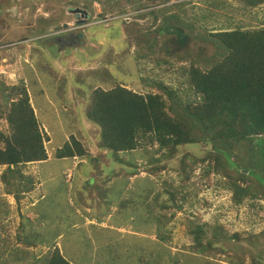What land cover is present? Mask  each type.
<instances>
[{"label": "rangeland", "instance_id": "rangeland-1", "mask_svg": "<svg viewBox=\"0 0 264 264\" xmlns=\"http://www.w3.org/2000/svg\"><path fill=\"white\" fill-rule=\"evenodd\" d=\"M48 1L54 5L44 14L55 20L53 25L42 32L48 36L59 33L55 44L44 42V35H39L41 29L37 27L36 18L43 10L41 0H0V3H3L0 6L2 90L8 92L12 86H19L21 83L25 86L35 117L44 130L40 129L43 133L46 132L50 139V143L45 141L48 154L46 163L33 162L23 168L34 180L37 178L41 182L42 197L35 207L42 217L40 231L57 240L54 245L60 247L62 254L64 253L71 264H144L146 260V264H160V254L167 248L172 255L179 254V264H183L184 260L185 264H195L193 257L200 260L199 264H264V198L251 199L245 196L241 203L234 202L232 191L228 188V176L224 172L211 170L207 176V164H215L208 158L205 162L198 163L188 173L187 179L184 177L186 172L180 170L178 157L182 153L204 156L211 152L210 143L205 144L201 140L178 146L176 152L169 157L170 160L160 162L162 164L159 165L164 164L165 167L161 169L156 180L151 179L152 176L148 174L151 178L136 181L138 192L131 196L132 203L125 209L121 207L111 219L109 213L105 216L101 214L104 217L102 224L89 226L97 221L94 215L98 217L103 206H106V210L113 209V204L107 206V197L102 191L104 186L97 180L96 169L101 168L100 175H113L110 170L119 168L115 164V153L105 150L103 155H100L96 145H90L97 132H94L95 127L87 124L82 117L88 100L81 98L78 93L76 95L77 87L73 82L66 84L58 80H70L74 76L72 80L79 81L86 76L88 84L99 82L93 87L97 84L108 88L113 85V82H110L113 79L127 88L134 86L138 92H163L166 97V91H170L183 106L200 101L189 78L191 65H198V58L193 59L191 53L184 58L182 52L185 50H181L177 43L171 39L165 40L163 35H157L155 23H159V18L152 24V15L144 12L145 9L137 8L140 3L151 4L146 0H70L73 3L70 5H67L69 0ZM179 1L181 0H169V4ZM176 6V10L180 12L181 23L185 21L184 24L191 27L187 30L189 33L203 34L208 28H264V0H256V3L249 0H185ZM112 20H117L120 26L122 22L128 24L127 35L122 41L124 47L126 42L128 47L107 60L103 51L107 55L108 47H103L102 39L105 41L111 37L115 44L119 37L116 36V29L113 31L108 28L106 30L109 33H104V28L110 25ZM142 38L146 47H151L150 51H146V47L136 48L138 40ZM198 38L191 41L194 46L190 49L191 52H196L195 48L199 47ZM175 48H178V52H174ZM94 52H100L101 61L93 60ZM131 59L138 66L134 80L130 78L134 71L127 66L128 60ZM99 73H105V81L97 77ZM18 96L12 97L16 99ZM166 100L168 103L172 102L171 99ZM8 107L9 104L4 103L0 107V114ZM0 130L8 133L3 119H0ZM211 131L203 130L202 135L208 139L213 134ZM70 134L90 146V156L84 159L53 157V150L68 141ZM150 146L155 149L156 144ZM118 153L133 162L137 159L145 161L150 157L142 150L135 153ZM230 158L239 165L244 164L239 153L233 152ZM224 159L219 158L216 167L224 162ZM2 168L3 166L0 167V172ZM239 170L244 169L239 166ZM230 173L232 176L236 175L234 169ZM145 174L147 172H140L141 177ZM255 182L251 178L246 183L257 189ZM152 185L155 187L153 195L156 200L146 202L147 208H150L147 213L141 208V204H145V197L141 193L144 191L142 188ZM4 189L5 184L1 181L0 195ZM32 196L33 192L24 193V197L19 201L6 195L4 198L0 197V216L4 213L6 199L7 210L13 217L7 225L9 233L12 229L11 238L4 237L0 230V258H3L4 264H10L9 257L15 258L17 264H32L35 259L45 256L54 247L53 245L49 248L43 244L28 246L22 242V232L16 229L21 216L17 210H24L26 205L33 201ZM162 203L169 205L164 209ZM150 204L151 207H148ZM132 211L138 215L139 221L142 220L141 227L145 228L144 231H137L135 236L141 237H135L134 240L132 236L123 234L133 233L130 229L114 226L117 222H123L125 228L128 227L127 217ZM159 212L166 217L173 214V218L165 227L161 223L157 224ZM153 214H156V218ZM138 220H135L136 226L140 225ZM22 224L24 228H37L32 220L29 226L24 221ZM197 226L206 232L207 237L212 235L213 229L218 230L220 236L214 240V246L222 245L224 250L215 249L214 252L205 254L189 250L188 246L193 242V229ZM150 228L151 232L148 231ZM161 228L164 236L162 240L156 237L157 230ZM226 231L227 234L237 233L239 238L228 237ZM17 235L22 241H16ZM30 236L31 234L28 238ZM139 242L141 246L136 247ZM21 249L23 251L19 253ZM185 250L192 256L187 254L182 257L181 253ZM19 254L25 255L26 258L17 260ZM139 256L143 262L137 260Z\"/></svg>", "mask_w": 264, "mask_h": 264}, {"label": "trees", "instance_id": "trees-1", "mask_svg": "<svg viewBox=\"0 0 264 264\" xmlns=\"http://www.w3.org/2000/svg\"><path fill=\"white\" fill-rule=\"evenodd\" d=\"M146 1L151 2V4L140 3L137 8L145 9L144 12L152 15V24L159 18V23H155L157 35H163L165 40L171 39L177 43L181 50H185L182 52L184 58L189 53L193 59L198 58V65H191L189 78L200 101L192 103L193 106L192 104L181 106L179 100L175 99L170 91H166V97L163 96V92H138L134 86L127 88L118 83L119 81H113V79L110 81L113 82V85L108 88L97 84L93 87L95 83L99 82L94 81L88 84L86 76L82 80L79 79L80 82L72 80L75 78L74 76L70 80H63L62 78L58 80L60 83L66 84L69 81L73 82L77 87L76 95L78 93L81 98L88 100L82 117L87 121V124L95 127L94 132H97L95 140L90 141V145L95 144L100 155H103L105 150L115 153V160L117 161L115 164L119 169L110 170L113 175H100L101 168L96 169L97 180L101 181L100 184L102 183L104 186L102 191L106 194L107 206L113 204L114 212L119 211L121 207L125 209L133 201L131 196L138 192L137 180L151 178L150 176H152L151 179L156 180L162 171L161 169L165 167L164 164L159 165L165 163L162 161L170 160L169 157L176 152L178 146L194 143L198 140L205 144L209 142L211 152H207L204 156L185 152L178 157L180 170L186 172L184 174L185 179L198 163L205 162V159L208 158L210 162L213 161L215 164H207V176L211 170L224 172L228 176V188L232 191L234 202L241 203L245 196L251 199L264 198V28H236L207 34L206 44L203 47L195 48L196 52H191L190 49L194 48L191 41L199 36V42L204 41L203 35L207 31L203 34L187 32L191 27L189 24H184L185 21L181 23L180 12L176 10V4L184 3L185 0L176 4H169V0ZM249 1L256 3V0ZM41 2L43 3V10L36 18L38 20L37 27L41 29L39 35H44L42 38L44 42L55 44L58 41L59 33H52L48 36L42 32L48 26L53 25L55 18L52 19L48 17L49 15L45 16L44 12L52 8L51 5L54 4L48 0H41ZM70 4L73 3L69 0L67 5ZM2 5L3 3H0V6ZM110 22V25L104 28V33H109L106 30L108 28L113 31L116 29V36L119 35V37L115 44L111 37L105 41L102 39L103 47H108L107 55L103 51L107 60L128 47L127 42L125 47L122 42L127 35L128 24L122 22L120 26L117 20ZM174 27L175 29H173ZM138 30L139 28L134 31ZM61 40L65 39L61 38ZM137 44L136 48L145 49L146 47L144 38L138 40ZM150 49L151 47H146V51H150ZM176 50L178 48H175L174 52H178ZM100 52H94V61L99 62L101 59ZM145 54L141 55L144 56ZM69 56L71 55L69 54ZM127 66L134 71L130 75V78L134 80L137 76L138 66L133 59L128 60ZM88 73L92 74V72ZM104 74L99 73L97 77L105 81L106 75ZM66 84L65 87L68 88ZM2 89L3 84L0 83V107L4 103L9 104V107L2 110L0 114V119L5 120L8 128V133L0 130V165H5L1 172V178L7 187L14 177L23 179L27 182L24 186L25 191H30L33 187V177L24 174L22 168L27 163L40 162L48 158L45 141H48L49 137L40 129V123L35 117V111L25 86L22 83L19 86H12L8 92ZM162 89L160 88V90ZM2 95H6V97H1ZM15 95L19 96L13 99L12 96ZM166 99H171L172 102L168 103ZM203 130L205 132L212 130V136L207 139L202 135ZM153 144H156L155 149L150 146ZM137 150L147 152L150 156L149 159L145 161L137 159L133 162L118 153H129L130 151L135 153ZM233 152L242 155V159L245 160H242L243 165L230 160V155ZM90 153V146L85 145L82 140L70 134L68 141L53 150V157L72 158L76 156L84 159L90 156ZM219 158L225 159L216 167ZM153 163L155 164L153 165ZM239 166L244 170H239ZM233 169L236 173L234 176L230 173ZM141 171H145L147 174L141 177ZM251 178L256 181L258 190L255 186L246 183ZM142 190H144L141 194L145 197V204H141V208L148 213L150 208H147L146 202L156 200V196L153 195L155 187L154 185L146 186ZM101 203L103 205L104 201ZM168 205L169 203H162L161 206L166 209ZM148 207H151V204ZM105 208L106 206L102 207L100 215L105 216L107 214ZM27 217L31 218L37 228L36 230L33 229L29 238V231L25 234L22 233L24 244L28 246H41L43 244L48 245L49 248L53 246L56 240L39 231L42 217L40 213L38 214L37 208L34 207ZM153 217L156 218V214H153ZM172 218L173 214L166 217L165 214L159 212L156 221L157 224L161 223L165 227ZM136 219L138 220V215L132 211L127 217V226L133 233H123L132 236L133 240L135 237L137 239L141 237L135 236L137 231H144L145 229L141 227L142 220H138L140 225L136 226ZM98 222H101V218L96 223L90 224V227L99 226L97 225ZM148 231L151 232V228ZM153 231H156L155 227H153ZM18 232L21 233L20 228H18ZM226 235L230 238H239L237 233L227 234L226 231ZM218 236H220L218 230L213 229L212 235L207 237L206 232L201 227H194L193 242L188 248L203 254L214 252L215 249L223 251L222 245L214 246V240ZM156 237L160 240L163 239L162 228L157 230ZM17 240L21 241L18 235ZM139 246H141V242L136 244V247ZM22 251L23 249L19 253ZM187 252L185 250L181 256L184 257L187 254L192 256L189 251ZM63 254L62 250L54 245L52 250L45 256L35 259L32 264H71ZM24 258H26L25 255L19 254L17 260ZM2 260L3 258H0V264H4ZM15 260V258L9 257L10 264H17ZM137 260L143 262L141 256L137 257ZM180 260L178 253L172 255L167 248L163 254H160L159 263L179 264ZM193 260L195 264L200 262L196 257H193ZM146 262L147 260L144 264ZM183 264H185V260Z\"/></svg>", "mask_w": 264, "mask_h": 264}, {"label": "crops", "instance_id": "crops-1", "mask_svg": "<svg viewBox=\"0 0 264 264\" xmlns=\"http://www.w3.org/2000/svg\"><path fill=\"white\" fill-rule=\"evenodd\" d=\"M48 159V158H47ZM46 159V160H47ZM30 163H33V162H30ZM30 163H27V164H25V166L26 165H28V164H30ZM37 163V162H36ZM44 163H46V161L44 160V161H40V162H38V164H44ZM1 166H3V168H2V170H1V172L3 171V169L5 168V165H0V167ZM24 166V167H25ZM23 167V168H24ZM23 168H22V171H23V173L24 174H26V175H30L31 177H32V175L30 174V173H27V172H25L24 170H23ZM1 172H0V182L2 181V178H1ZM34 176V175H33ZM36 180V181H35ZM34 180V178H33V187H32V189L30 190V191H25V188H24V186H25V183H27V182H25L23 179H19L18 177H14V178H12L11 180H10V183L8 184V187H7V185L5 184V189H4V192H3V194H1L0 195V197H2V198H4V195H6V197H10V198H13L14 200H16V201H19V199L20 198H23L24 197V193H31V192H33V196L31 197L32 198V200L33 201H30V203H28L27 205H26V207H25V209L24 210H17V212L19 213V219H18V224L16 225V229H18V228H20L21 229V232L23 233V234H25L26 232H30V234L31 233H33V229L32 228H23L24 227V224H22V221H24L25 222V224L27 225V226H29V225H31V218L30 217H27V215L28 214H30L31 213V211H32V209H34V207H36V205L38 204V202H39V200L41 199V192H40V186H41V182H40V180L39 179H35ZM37 186H39V189L37 190ZM6 187L8 188L7 190H6ZM9 190H11V191H9ZM36 190V191H35ZM6 192V193H5ZM7 200L6 199H4V213L0 216V217H2V218H0V230L4 233V237H8V238H11V235L13 234V233H11L12 232V229H11V232L9 233V230H7V225H9V223H10V220L13 218L12 216H11V213L7 210L8 208H7V202H6ZM9 202H11V201H9ZM111 208H113L112 210H106V208H105V213H109V217H111V216H113V215H115V212H114V206L112 205L111 206ZM111 212V213H110ZM94 217L98 220L99 218H101V221L104 219V217L102 216V215H99L98 217H97V215H94ZM111 219V218H110ZM109 219V220H110ZM3 223H5L4 225H3V227L1 228V225L3 224ZM96 223V222H95ZM98 223H100V224H102L101 222H98ZM84 224V222H83V220H82V225ZM90 226V225H89ZM115 227H122V228H124L125 230H127V228L128 227H126L125 228V225H124V223L123 222H117V224H115L114 225ZM129 229V228H128ZM40 231V230H39ZM42 234H45V233H43L42 231H40ZM129 233V232H128ZM15 238H16V241L18 242V240H17V237L15 236ZM22 241V240H21ZM23 241H24V239H23ZM22 241V242H23ZM55 244H57V240L55 241ZM16 248H18V247H16Z\"/></svg>", "mask_w": 264, "mask_h": 264}, {"label": "clouds", "instance_id": "clouds-1", "mask_svg": "<svg viewBox=\"0 0 264 264\" xmlns=\"http://www.w3.org/2000/svg\"><path fill=\"white\" fill-rule=\"evenodd\" d=\"M260 1H263V0H260ZM236 28H240V27H236ZM236 28H232V29H236ZM263 28V27H262ZM257 29H259V28H257ZM229 30H231V29H229V28H225V29H219V30H215L214 28L213 29H210V28H208L207 29V32L203 35L204 36V41H200V45L199 46H201V47H203L205 44H206V41H207V34H214V33H218L219 31H229ZM199 38H200V36H199ZM209 50H211L210 48H208ZM40 128L42 129V131L44 130L42 127H41V125H40ZM45 132V131H44ZM45 134H46V132H45ZM47 135V134H46ZM48 136V135H47ZM46 143V142H45ZM47 143H50V139L47 141ZM73 159H76V158H78V157H76V156H74V157H72ZM60 248V247H59Z\"/></svg>", "mask_w": 264, "mask_h": 264}]
</instances>
